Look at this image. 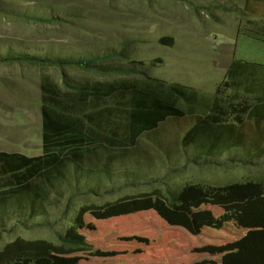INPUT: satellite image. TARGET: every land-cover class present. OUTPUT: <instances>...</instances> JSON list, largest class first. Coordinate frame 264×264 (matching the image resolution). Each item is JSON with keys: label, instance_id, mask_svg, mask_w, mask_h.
Listing matches in <instances>:
<instances>
[{"label": "rangeland", "instance_id": "rangeland-1", "mask_svg": "<svg viewBox=\"0 0 264 264\" xmlns=\"http://www.w3.org/2000/svg\"><path fill=\"white\" fill-rule=\"evenodd\" d=\"M246 1L0 0V56L56 60L104 56L109 60L113 51L128 48L130 59L145 64L133 66L135 73L145 72L209 97L217 94L231 63L238 61L248 63L249 74L256 76L242 79L240 90L221 94L253 97L264 94V1L251 0L247 7ZM162 37H172L173 44H160ZM68 72L74 78H120L75 68ZM45 74L62 81V71L56 67L0 62V152L44 154ZM253 79H257L255 91L248 94ZM193 123L187 118L168 120L158 132L140 137L138 152L128 150L123 159L114 158L109 165L93 163L90 174L69 166L66 186L57 193L75 195V213L84 206L131 196L167 200L185 184L220 186L264 172V156L249 158L250 139L245 140V148L233 147L211 157L184 145ZM59 194L52 199L51 219L65 209L66 200L59 204ZM173 207L187 216V222L168 219L154 204L120 209L106 218L87 213L80 233L92 250L76 254L82 257L79 264H224L234 257L258 259L264 244V185L246 183L237 200L201 196ZM66 228L63 222L50 229L16 228L4 237L0 249L18 237L54 240V233Z\"/></svg>", "mask_w": 264, "mask_h": 264}, {"label": "trees", "instance_id": "trees-1", "mask_svg": "<svg viewBox=\"0 0 264 264\" xmlns=\"http://www.w3.org/2000/svg\"><path fill=\"white\" fill-rule=\"evenodd\" d=\"M250 1L247 0L248 6ZM173 40L162 37L159 43L171 46ZM127 50L113 51L108 55L109 60L104 56L57 60L13 54L0 56V62L31 63L44 69L56 67L63 76L60 82L48 74L42 79L44 154L30 157L0 152V243L16 228L29 231L33 226L50 229L56 223L67 224L63 232L54 233V240L18 237L4 244L0 249V264H79L82 257L76 254L92 250L80 233L85 227L84 217L90 212L106 218L120 209L154 204L168 219L187 222V216L176 212L173 205L201 196L237 200L243 196L246 183L264 185L263 172L245 181L220 186L185 184L170 199L167 196V200L153 195L131 196L102 206H84L73 213L75 195L66 197L65 191L59 194L69 179V166L75 165L90 174L93 163L104 161L109 165L114 158L123 159L128 150L139 151L137 142L143 134L158 132L159 126L168 120H193L183 144L195 146L207 157L221 155L233 147L245 148L246 139L251 140L252 161L264 156V94L253 97L221 94L228 89L240 90L242 79L256 76L249 74L248 63L233 61L228 78L217 94L209 97L178 83L154 79L145 72L135 73L133 66L145 64L130 59ZM69 68L110 73L120 78L110 81L74 78ZM256 81L251 80L248 94L255 91ZM58 194L59 204L66 200L65 209L59 217L51 219L52 199L58 198ZM262 248L257 252L258 259L234 257L224 264H264V244Z\"/></svg>", "mask_w": 264, "mask_h": 264}, {"label": "crops", "instance_id": "crops-1", "mask_svg": "<svg viewBox=\"0 0 264 264\" xmlns=\"http://www.w3.org/2000/svg\"><path fill=\"white\" fill-rule=\"evenodd\" d=\"M247 5H248V3H247V1H246V7H247ZM257 35V34H256ZM262 37V36H261Z\"/></svg>", "mask_w": 264, "mask_h": 264}]
</instances>
